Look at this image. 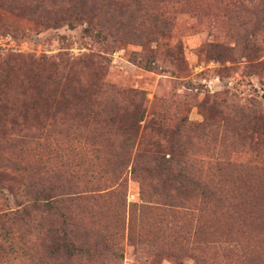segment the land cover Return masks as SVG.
<instances>
[{
	"label": "rangeland",
	"instance_id": "1",
	"mask_svg": "<svg viewBox=\"0 0 264 264\" xmlns=\"http://www.w3.org/2000/svg\"><path fill=\"white\" fill-rule=\"evenodd\" d=\"M54 1L47 0V5L57 8ZM8 2L0 0V73H9L7 106L0 102V114L21 109L32 96L22 89L32 69L15 54L48 56L60 65L78 58L76 78L91 86L82 94L74 91L69 105L75 117L72 127H83L87 135L65 137L61 127L54 126L39 129L30 142L0 144V212L18 207L16 195L30 189L40 153L52 164L65 152L69 159L73 154L75 162L113 161L124 143L135 144L134 156L139 143L157 141L189 157L194 167L183 181L188 188H163L156 167L154 182L145 186L142 198L140 178L126 175L122 192L109 199V207L78 211L83 219L75 221V234L96 246L95 256L54 258L52 264H255L247 262L256 251L252 235L233 225L236 211L251 210L240 206L246 194L264 193V0H158L142 12L133 11L134 2L129 13L136 17L128 18V29L138 35L116 42L112 36L104 42L97 35L98 21L72 28L47 21L48 14L40 17L30 9L22 13ZM128 15L103 12L107 34ZM117 90L138 94L133 93L131 101ZM82 98L88 102L85 109ZM101 100L107 101L105 108ZM46 109L55 108L47 104L42 107ZM105 118L112 119L113 126L106 123L112 126L109 132L101 136V129L94 137L92 131ZM5 130L2 125L1 136ZM92 147L99 152L89 151ZM104 163L103 174L112 169ZM193 183L214 187L203 192L194 190ZM36 217L37 224L38 212ZM46 219L35 227L0 223V233L11 231L13 237L0 238V264H27L17 253L2 257L4 248L20 250L29 244L46 249L39 230L59 227L55 217L53 225V219ZM30 231L33 237L28 238ZM105 244L112 254L103 250Z\"/></svg>",
	"mask_w": 264,
	"mask_h": 264
},
{
	"label": "trees",
	"instance_id": "2",
	"mask_svg": "<svg viewBox=\"0 0 264 264\" xmlns=\"http://www.w3.org/2000/svg\"><path fill=\"white\" fill-rule=\"evenodd\" d=\"M150 1H154L155 3L158 0H55L53 3H57L55 4L57 8L48 6L47 0H34L32 6L26 0H9L8 3L10 7L22 13H25L26 9H30L32 14L40 17H45V14H48L47 21L55 24L65 22L72 28L83 24L85 21H88L91 25L98 21L97 26L99 30L97 31V35L104 42L107 41L108 36H112V42H116L122 40L124 37L138 35L136 31L134 33L128 29L130 25L128 18L132 20L136 17L134 15L135 12L131 15L129 12H132V4L134 2L133 11L142 12V9L146 8V5ZM104 8L106 11H103ZM117 11L118 17H126L129 13L128 20L125 22L119 18L118 26L111 28V32L107 34V20L104 17L101 19V16L103 12L113 15ZM149 11L146 10V14ZM90 12L93 13L92 16H89ZM49 14H53V17H49ZM108 22L110 21L108 20ZM14 56L15 59L20 58L24 64H28L32 69V76L25 77L26 84L22 88L23 94L28 93L29 97L32 96L30 100L28 98L24 100L25 102L21 109L10 108L9 112L0 114V123L6 129L3 131L4 136H1L0 131V144L6 141L17 143L18 145L22 141L26 142L28 140L30 142L31 138L36 137L39 129L45 127L52 128L54 126L61 127L60 129H62L65 137L73 136L74 134L77 136L76 138L87 135L83 127L80 126L78 128L77 125L76 127H72L71 123L73 122L72 120H75V117L69 111V105L75 100L73 92L79 90L82 94L87 92L86 87L90 88L91 86L84 85L83 80L79 76L76 78V73L79 75L76 71L79 59H67V63L60 65V63H57L48 56L28 57L21 53ZM62 60L64 61L65 59L62 58ZM11 68L14 69L16 66H12ZM40 70H43L44 74L40 75L38 72H35ZM53 76L55 77L54 81ZM8 77V72H4L3 70L0 73V102L3 104L6 99L5 95L9 89ZM104 87L99 86V89ZM117 92L118 94L127 93L129 97L133 93L135 94V92L138 94V91L135 90H117ZM130 98L133 101V98ZM47 104L55 109L52 111L49 109L42 110V107H47ZM87 104V100H83L82 98L81 106H84L85 109L87 108ZM106 105L107 101H100V107L105 108ZM106 123L112 125L113 120L105 118L101 126L96 127L92 131L95 135L94 137L100 136L99 132L101 129V136L109 132L113 125L105 126ZM1 124L0 127H2ZM97 125L100 124L97 123ZM130 135L132 134L130 133ZM134 145L132 143L121 145L119 148L121 151L117 153L113 161H109V159L107 161H99V159H96L95 162H87L86 160L75 162L76 160L72 158L74 157L72 154L70 155L71 161L67 162L70 159L67 158L65 152L63 155L60 154L58 157L59 161L52 164V161L42 157L45 155L44 153H40L42 156H39L35 160L37 175L34 177L32 184L29 185L30 189H23L24 193L21 192L19 195H16L19 201L17 208L10 207L4 212H0V223H24L27 225L32 224L35 227L38 223L41 225L43 220H47L46 217L53 219L51 221L53 225L55 217L59 227L55 229L47 228L45 231L39 230V234H42L45 241L46 249L43 250L38 246L34 248L29 246V244L23 248L21 247L20 250L10 247L8 251H5L4 248L2 257L9 259V254L17 253L19 256L15 257L25 259L27 264H52L54 258L61 257L70 261L84 256L93 258L95 256L94 252L98 250L96 246L90 245L89 240H84L81 236L77 238V234H75V228L73 227L76 223L75 221L83 219L81 212L78 211L82 210L83 207L89 208V206L109 207V199L114 194L122 192L125 176L128 174L140 178L143 190L142 198L145 197V186L152 185L154 182L153 171L156 167H158V172L161 173L158 181L163 188L168 186L188 188V185L183 181L191 177L189 175L194 167L189 157H183L175 148L167 150V146L157 141L144 145L139 143L135 155L131 156ZM99 150L100 148L92 147L89 151L98 153ZM104 162L107 165H111L112 168L111 170L108 169L110 171L108 172L107 170L105 174L101 172V167L105 165ZM107 172L110 174L106 175ZM193 184L194 190L201 188L202 191H207V188L214 187V184L211 183ZM20 197L22 198L21 200H19ZM246 197V200L241 203L239 200H233L237 204L240 203V206L245 207V209L251 208V210L244 211V213L236 211L237 219L233 227L239 231L241 230L242 233L252 235L253 240H251L256 251L254 257L248 258L247 262L252 263L255 261V264H264V193L249 192V194H246ZM121 204L122 202L119 199L118 206L121 207ZM37 212L40 214V221L36 224ZM242 214L245 216L244 219L239 218ZM107 226V231H111L113 223L110 222ZM11 235V231H6L4 234L0 233V238L1 240L9 239V237L12 239ZM27 236L28 238H30L29 236L33 237V232L30 231ZM103 238L106 240V234ZM258 247L260 248L259 254L257 253ZM110 249V246L105 244L103 250H107L112 254ZM1 250L2 246L0 245ZM42 252L44 253L42 254ZM101 255L102 252L100 253Z\"/></svg>",
	"mask_w": 264,
	"mask_h": 264
}]
</instances>
